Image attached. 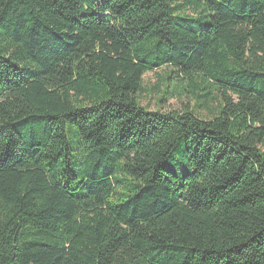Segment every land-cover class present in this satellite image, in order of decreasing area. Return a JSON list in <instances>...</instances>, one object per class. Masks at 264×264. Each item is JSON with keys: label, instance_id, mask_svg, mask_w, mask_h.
I'll list each match as a JSON object with an SVG mask.
<instances>
[{"label": "trees", "instance_id": "obj_1", "mask_svg": "<svg viewBox=\"0 0 264 264\" xmlns=\"http://www.w3.org/2000/svg\"><path fill=\"white\" fill-rule=\"evenodd\" d=\"M0 264H264V0H0Z\"/></svg>", "mask_w": 264, "mask_h": 264}, {"label": "rangeland", "instance_id": "obj_2", "mask_svg": "<svg viewBox=\"0 0 264 264\" xmlns=\"http://www.w3.org/2000/svg\"><path fill=\"white\" fill-rule=\"evenodd\" d=\"M166 72L167 69L161 68L159 70L148 72L143 76L144 93L139 96L141 106L146 107L149 111H156L158 109L162 111H179L186 107L190 110L194 109L195 103L190 97H177V95L180 94V89H176L174 96L172 97L165 96L166 100L163 103L158 104L165 91H172L173 83H169L166 86L167 82L162 81L165 78ZM197 112H199L201 117H204V112H200L198 109Z\"/></svg>", "mask_w": 264, "mask_h": 264}]
</instances>
